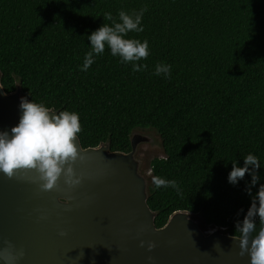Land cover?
<instances>
[{
	"label": "trees",
	"instance_id": "16d2710c",
	"mask_svg": "<svg viewBox=\"0 0 264 264\" xmlns=\"http://www.w3.org/2000/svg\"><path fill=\"white\" fill-rule=\"evenodd\" d=\"M141 8L144 30L125 38L148 41L146 67L134 72L105 47L81 71L87 36L111 23L104 13ZM158 63L167 77L154 75ZM17 80L29 101L79 114L84 148L127 152L135 128L161 136L151 177L175 180L180 194L152 183L156 227L187 210L233 235L251 200L247 173L227 182L231 161L257 156L252 194L264 183V0H0V83L9 93Z\"/></svg>",
	"mask_w": 264,
	"mask_h": 264
},
{
	"label": "water",
	"instance_id": "95a60500",
	"mask_svg": "<svg viewBox=\"0 0 264 264\" xmlns=\"http://www.w3.org/2000/svg\"><path fill=\"white\" fill-rule=\"evenodd\" d=\"M15 85L6 93L0 83V131L10 135L20 98L28 100ZM74 143L78 184H65L61 174L43 190L34 170L0 172V264H250L226 228L207 224L201 212L177 210L155 226L156 211L147 204L151 169L143 171L138 156L145 144L163 153L155 130L132 129L127 152L111 150L108 141ZM5 254L14 259L5 261Z\"/></svg>",
	"mask_w": 264,
	"mask_h": 264
},
{
	"label": "clouds",
	"instance_id": "9594fccd",
	"mask_svg": "<svg viewBox=\"0 0 264 264\" xmlns=\"http://www.w3.org/2000/svg\"><path fill=\"white\" fill-rule=\"evenodd\" d=\"M145 11L146 8H141L128 14L121 10L118 12V20L110 12H105L103 19L111 23L101 25L87 36L90 51L85 54L80 70L86 72L95 57L103 55L105 47L111 56L119 57L120 63H131L134 72L146 67L137 62L148 57V41L125 38L129 32L139 33L144 30L141 20ZM170 69V65L158 63L154 75L163 74L167 77ZM18 107L21 114L18 123L10 129L11 135L9 131H0V172L12 177L17 170H34L42 181L40 187L43 190L52 189L61 174L65 184H78L79 178H74L72 162L78 156L74 141L81 131L79 114L68 110H50L44 104L24 97L20 98ZM231 162L227 182L235 186L247 173L250 180L245 191L251 200L243 219L235 223L231 239L238 242L239 256L247 254L250 264H264V183L259 184L254 195L251 192L252 187L257 186L262 179L256 171L261 168L260 161L257 156L249 153L243 158V166L238 167L236 160ZM152 183L155 189L171 187L180 194L175 180L154 175ZM152 247L153 244L149 243L148 248ZM11 259L14 257L4 255L5 261Z\"/></svg>",
	"mask_w": 264,
	"mask_h": 264
},
{
	"label": "rangeland",
	"instance_id": "374dc122",
	"mask_svg": "<svg viewBox=\"0 0 264 264\" xmlns=\"http://www.w3.org/2000/svg\"><path fill=\"white\" fill-rule=\"evenodd\" d=\"M138 156L142 159V170L149 172V163L155 157H163V153L159 147L150 145H140Z\"/></svg>",
	"mask_w": 264,
	"mask_h": 264
}]
</instances>
